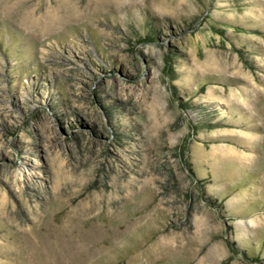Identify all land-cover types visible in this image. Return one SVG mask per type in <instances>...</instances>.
<instances>
[{
  "label": "rangeland",
  "instance_id": "rangeland-1",
  "mask_svg": "<svg viewBox=\"0 0 264 264\" xmlns=\"http://www.w3.org/2000/svg\"><path fill=\"white\" fill-rule=\"evenodd\" d=\"M0 264H264V0H0Z\"/></svg>",
  "mask_w": 264,
  "mask_h": 264
},
{
  "label": "bare ground",
  "instance_id": "bare-ground-1",
  "mask_svg": "<svg viewBox=\"0 0 264 264\" xmlns=\"http://www.w3.org/2000/svg\"><path fill=\"white\" fill-rule=\"evenodd\" d=\"M56 12H57V11H56ZM77 243H78V242H77ZM77 243H76V245H78V246H79V244H80V243H79V244H77ZM80 245H81V244H80ZM82 247H83V246H82ZM84 248H85V247H84ZM78 250H79V248H78Z\"/></svg>",
  "mask_w": 264,
  "mask_h": 264
}]
</instances>
